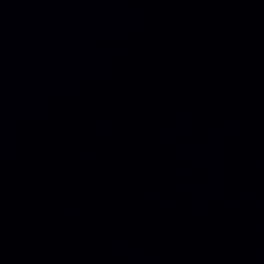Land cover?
I'll list each match as a JSON object with an SVG mask.
<instances>
[{
  "label": "water",
  "instance_id": "obj_1",
  "mask_svg": "<svg viewBox=\"0 0 264 264\" xmlns=\"http://www.w3.org/2000/svg\"><path fill=\"white\" fill-rule=\"evenodd\" d=\"M0 264H264V0H0Z\"/></svg>",
  "mask_w": 264,
  "mask_h": 264
}]
</instances>
